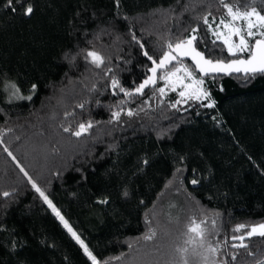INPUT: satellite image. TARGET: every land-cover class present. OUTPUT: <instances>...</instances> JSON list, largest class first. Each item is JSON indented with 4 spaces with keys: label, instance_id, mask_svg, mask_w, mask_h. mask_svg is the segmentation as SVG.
Here are the masks:
<instances>
[{
    "label": "trees",
    "instance_id": "1",
    "mask_svg": "<svg viewBox=\"0 0 264 264\" xmlns=\"http://www.w3.org/2000/svg\"><path fill=\"white\" fill-rule=\"evenodd\" d=\"M227 2L264 14V0ZM27 3L29 16L0 0V264H90L29 177L100 261L123 257L148 234V213L158 219V199L172 186L198 215L217 217L225 264L264 261V238L231 247L239 243L233 235L264 223V74L203 79L212 108L204 99L179 106L180 91L167 87L161 96L154 90L165 87L160 79L130 99L110 87L115 75L133 90L150 75L143 51L158 62L166 44L192 28L202 38L198 50L233 59L222 43L213 46L203 23L209 13L216 23L225 15L219 0H120L119 8L115 0ZM90 50L105 57L102 69L85 60ZM10 82L32 99L7 102ZM112 111L121 115L109 123ZM88 121L94 127L86 134H71ZM105 198L108 204L97 202ZM241 224L247 227L234 233Z\"/></svg>",
    "mask_w": 264,
    "mask_h": 264
},
{
    "label": "snow or ice",
    "instance_id": "2",
    "mask_svg": "<svg viewBox=\"0 0 264 264\" xmlns=\"http://www.w3.org/2000/svg\"><path fill=\"white\" fill-rule=\"evenodd\" d=\"M115 3L117 8H119L120 0H115ZM219 3L226 10V15L221 16L219 23H216L214 17L210 22L209 17L211 16V13H209L203 17V23L207 26L208 32L214 37L212 40L213 46L215 47L217 42L222 43L223 48L227 50L229 56L234 57L233 59L227 62L221 59L213 60L210 58L212 54L211 50L206 49L208 52L207 56L205 55V51L198 50V45L202 41V38L198 34V29L192 28L191 34L187 38L179 39L174 44L172 42H168L166 44L167 50L163 52V55L160 57L158 62L152 55L149 54L148 51H143V55L147 58V60L152 62V67L147 69L151 75H148L147 78L133 90L123 87L120 80L115 75H112L110 83V87L113 89L112 94L118 95L119 93H123L124 97L130 99L135 95H142L145 88L154 86L157 79H160L165 81V87L154 90L158 91L161 96L165 94L166 87L170 88L172 91H176L177 87H180L183 90L179 92V96L184 98L185 101L188 99H194L197 101L204 99L207 100L208 103L203 106L208 108L214 107L215 101L211 99V94L206 89L201 87L204 84V80L202 78L195 79L193 70L182 63V59L184 57H188L192 60L195 65L196 72H198L202 77L214 72H224L225 74H231L233 72L243 73L245 79H248L249 77L254 78L257 74H264V14H261V12L254 6L249 7L247 3L244 4L243 10L239 4L232 6L227 2V0H219ZM5 7L9 8L12 12H16L19 8H23L24 11L22 14L25 16L31 15L34 11L31 3H27L26 5V0H7ZM132 39L142 50L145 48V45L136 38L135 34H133ZM84 58L97 69H102L106 63L105 57L95 50L86 51ZM173 61H175L178 66L174 65L171 69L163 71L167 69ZM103 70L105 76L112 73V68L110 67ZM158 70H161L159 76L157 75ZM185 80L191 82L185 83ZM6 87L11 89L9 99L7 101L9 103L12 102V99H32V95H28L27 97L21 95V89L15 82H10ZM36 89L37 85L32 84L31 93L35 94ZM124 102L125 101L123 100L120 101L121 104ZM177 103H180V101H177ZM78 107L83 108L84 105L80 104ZM120 115V111H112L109 123L119 121ZM127 115L132 116L133 112L128 111ZM93 127L94 124L92 121L80 123L78 125V130L72 131L71 134L76 137H80L81 135L86 134L89 129ZM64 131L69 132L70 128L65 127ZM5 151H7V149H5ZM9 155H11V153H9ZM13 159L15 158L13 157ZM181 159H183V157ZM147 163L148 161L145 160L144 164ZM21 171L24 172V169L21 168ZM177 171L181 170L178 169ZM24 174L27 176L26 172ZM29 182L59 219L65 229L71 234L73 239L80 245L84 254L90 261V264H108V261L98 260L97 256L93 254L81 237L72 229L68 221L65 220L64 216L61 215L60 211L53 205L52 201L48 199L45 193L36 185L35 182L31 180L30 177ZM191 183L195 185L199 183V181L193 179ZM3 195L7 197L10 193L4 192ZM124 195L127 196L128 193L125 192ZM97 202L100 204L109 203L107 198L98 200ZM215 223L216 221L213 220V226H215ZM246 227L247 226L244 224L237 225L233 231L234 233H240L241 230ZM185 235L187 237L184 242L186 246L176 249V251L180 253L183 258V264H188V260L186 258V253L189 251V248L187 247L188 245L192 246V251L195 255H200L202 257L205 264H207L210 257H215L220 251L219 244L214 246L211 241L208 240L209 232L204 220H200L198 222L196 219H190ZM257 235L264 238V223L252 225L246 234L233 235L232 240L239 241V243H233L231 247L236 249H246L248 248V245L245 244L244 241ZM155 236V230L150 228L148 234H146L143 239L150 241L154 239ZM131 247L132 245L130 244L129 248ZM197 249H201L203 252H198ZM251 254L252 253L249 252V255ZM110 259H119V257ZM232 259H236L235 254H233ZM211 264H216V261L212 260ZM260 264H264V261H261Z\"/></svg>",
    "mask_w": 264,
    "mask_h": 264
},
{
    "label": "rangeland",
    "instance_id": "3",
    "mask_svg": "<svg viewBox=\"0 0 264 264\" xmlns=\"http://www.w3.org/2000/svg\"><path fill=\"white\" fill-rule=\"evenodd\" d=\"M195 79L199 78L195 77ZM190 82L185 80V83ZM176 90L182 91L183 89L177 87ZM193 101L196 100L188 99L185 101L184 98L180 97L179 106L188 105ZM156 206H158L159 210L158 219L155 220L153 218L152 211L147 216L149 228L156 232L155 238L150 241L142 239L132 244V247L129 248L123 257L110 261L108 264H183V258L176 249L186 246L184 243L187 239L185 233L190 219H196L198 222L204 220L209 232L208 240L214 246L218 244L216 241L218 229L217 217H202L198 215L193 204L185 197L181 190H177V188L172 186L160 196ZM213 220L216 221L215 226L212 224ZM187 247L189 248L188 253H186L188 264H205L200 255L193 253L191 245ZM197 251L203 252L201 249H197ZM225 255V251L220 245L219 253L215 257H210L207 264H211L212 260H215L216 264H225Z\"/></svg>",
    "mask_w": 264,
    "mask_h": 264
},
{
    "label": "water",
    "instance_id": "4",
    "mask_svg": "<svg viewBox=\"0 0 264 264\" xmlns=\"http://www.w3.org/2000/svg\"><path fill=\"white\" fill-rule=\"evenodd\" d=\"M144 56V55H143ZM145 57V56H144ZM146 58V57H145ZM147 59V58H146ZM149 61V60H148ZM159 61V60H158ZM182 62H188V63H190L191 65H192V67L194 68V70H195V65L193 64V62H192V60L190 59V58H188V57H184L183 59H182ZM149 63L151 64V67H152V62L151 61H149ZM174 65H176V62L175 61H173L172 62V64H170L169 66H168V68L167 69H165V70H163V71H167L168 69H170L172 66H174ZM160 71L161 70H158V73H157V75L160 73ZM195 73L199 76V78H202V79H206V78H209V77H226V78H229V77H231V76H243L244 77V74L243 73H235V72H233V73H231V74H225L224 72H214V73H210V74H208V75H206V76H201L198 72H196V70H195ZM150 75H151V73H150ZM257 75H262V74H257Z\"/></svg>",
    "mask_w": 264,
    "mask_h": 264
}]
</instances>
